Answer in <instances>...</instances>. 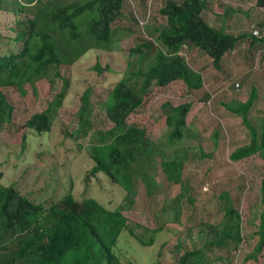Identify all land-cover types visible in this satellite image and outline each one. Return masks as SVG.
<instances>
[{
    "label": "rangeland",
    "instance_id": "obj_1",
    "mask_svg": "<svg viewBox=\"0 0 264 264\" xmlns=\"http://www.w3.org/2000/svg\"><path fill=\"white\" fill-rule=\"evenodd\" d=\"M205 1L207 7L202 14L210 25L222 26L235 35L255 29L261 35L264 31V8L258 7L254 0ZM164 2L124 0L123 15L113 24L116 32L111 48L90 49L72 64L60 65L68 87L50 130L38 133L24 123L32 114L46 109L63 86L61 78L53 86L47 80L35 86L27 83L25 93L15 86L3 89L13 112L9 122H0L1 184L14 185L23 195L44 204L71 192L77 199L90 197L107 209L121 210L134 232L147 242L131 236L127 229L120 232L113 251L132 264H176L181 253L194 248L201 250L204 259L198 264H264V246L254 253L260 239V214L264 210L261 201L264 159L257 154L241 161L230 159L236 147L250 141V135L240 117L224 107L231 101L246 100L251 87H256L258 98L249 117L259 129L264 107V44L261 42L251 45L247 38L241 41L223 56L218 69L204 50L186 44L181 54L202 75L203 85L188 90L183 81L164 88L153 84L143 105L128 117L129 125L145 127L152 140L163 143L168 132L164 104L191 103L186 118L188 134L183 141L189 147L190 159L183 167L182 187L166 179L159 165L161 156L156 158V189L152 196H146L139 178H135L130 194L103 172L87 180L88 170L94 164L90 156L94 132L112 126L105 114L110 89L128 70L145 68L148 60L139 62L137 55L128 51L143 41L156 44L154 31L165 24V17L159 13ZM96 63L100 65L99 71L94 68ZM87 87H90L91 129L85 136L75 138L80 98ZM200 146L212 156L201 158ZM166 153L170 154V150ZM224 191L234 199L242 218V240L235 250L206 243L212 237L206 225L217 224L223 218L219 195ZM178 193H182L179 203L173 201ZM178 207L179 215H175ZM157 228L160 230L155 231ZM6 243L8 249L14 247L13 241L0 232V245Z\"/></svg>",
    "mask_w": 264,
    "mask_h": 264
},
{
    "label": "trees",
    "instance_id": "obj_2",
    "mask_svg": "<svg viewBox=\"0 0 264 264\" xmlns=\"http://www.w3.org/2000/svg\"><path fill=\"white\" fill-rule=\"evenodd\" d=\"M254 1L264 8V0ZM123 2L0 0V17H11L0 21L3 24L0 29V122H9L13 112L3 91L5 87L15 86L25 93L27 83L35 86L37 82L47 80L53 86L55 80L61 78L63 86L46 109L32 114L24 123L38 133L50 130L68 87L60 65L72 64L90 49L109 50L116 32L113 24L123 15ZM206 7L205 0H165L159 10L165 17V24L154 31L156 44L143 41L129 49V54H136L139 62H148L145 68L128 70L111 87L105 114L112 126L94 132L95 142L90 148L94 164L88 170L87 180L89 176L103 172L130 194L135 178H139L146 196H152L156 189V158L161 156L159 165L166 179L182 187L183 167L190 159L189 147L184 146L183 141L188 134L186 118L191 103L164 104L168 132L163 143L152 140L145 127L129 125L128 117L143 105L153 84L164 88L183 81L188 90L203 85L202 75L181 54L186 44L204 50L217 69L223 56L246 38L251 45L264 44V31L261 35L253 32L235 35L222 26L210 25L202 14ZM94 68L99 71V63ZM89 96L90 87H87L80 98L75 138L85 136L91 129ZM257 97L258 90L253 86L246 100L224 104L228 112L240 117L250 135L247 144L231 152L232 161L256 154L264 159V107L259 129L249 117ZM167 149L170 154L166 153ZM199 153L201 158L212 156L201 146ZM2 175L0 171V232L13 241L14 247L8 249L7 243L0 245V264H132L113 251L120 232L127 229L131 236L147 243L134 232L119 209H107L90 197L77 199L71 192L47 204L36 202L20 193L14 185L3 186ZM181 196L182 193H178L173 201L179 203ZM219 199L223 202V218L217 224L206 225L207 233L212 236L206 243L211 247L229 246L235 250L242 240L241 214L229 192L220 193ZM261 201L264 204V184ZM175 211V215H179V207ZM260 218V239L254 253L264 246V210ZM180 246L178 242V250ZM203 261L201 250L194 248L181 253L176 264Z\"/></svg>",
    "mask_w": 264,
    "mask_h": 264
},
{
    "label": "built area",
    "instance_id": "obj_3",
    "mask_svg": "<svg viewBox=\"0 0 264 264\" xmlns=\"http://www.w3.org/2000/svg\"><path fill=\"white\" fill-rule=\"evenodd\" d=\"M253 34L254 35H259L260 33H259V31L257 29H255V30H253Z\"/></svg>",
    "mask_w": 264,
    "mask_h": 264
},
{
    "label": "crops",
    "instance_id": "obj_4",
    "mask_svg": "<svg viewBox=\"0 0 264 264\" xmlns=\"http://www.w3.org/2000/svg\"><path fill=\"white\" fill-rule=\"evenodd\" d=\"M258 98V97H257ZM233 114V113H232ZM261 160H263L261 157H260ZM264 161V160H263Z\"/></svg>",
    "mask_w": 264,
    "mask_h": 264
}]
</instances>
